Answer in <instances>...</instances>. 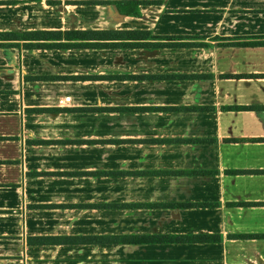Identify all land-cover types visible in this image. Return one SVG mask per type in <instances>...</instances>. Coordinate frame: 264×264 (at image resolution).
Returning <instances> with one entry per match:
<instances>
[{
    "label": "crops",
    "instance_id": "obj_1",
    "mask_svg": "<svg viewBox=\"0 0 264 264\" xmlns=\"http://www.w3.org/2000/svg\"><path fill=\"white\" fill-rule=\"evenodd\" d=\"M65 28L0 45V264H264V0H0Z\"/></svg>",
    "mask_w": 264,
    "mask_h": 264
},
{
    "label": "trees",
    "instance_id": "obj_2",
    "mask_svg": "<svg viewBox=\"0 0 264 264\" xmlns=\"http://www.w3.org/2000/svg\"><path fill=\"white\" fill-rule=\"evenodd\" d=\"M137 7L134 5L132 8L125 9L137 13ZM100 32H110L109 35H114L118 30L99 31L95 29H80V28H65V29H32V30H13V31H0V45H17L19 39H23V47H59L65 48L77 44H95L93 42H83L84 39L92 37ZM127 35L132 34L135 30H127ZM96 33V34H95ZM4 40V41H3ZM154 45H165L170 42H151ZM115 44V43H112ZM150 239V238H147ZM33 240L32 237H29Z\"/></svg>",
    "mask_w": 264,
    "mask_h": 264
},
{
    "label": "built area",
    "instance_id": "obj_3",
    "mask_svg": "<svg viewBox=\"0 0 264 264\" xmlns=\"http://www.w3.org/2000/svg\"><path fill=\"white\" fill-rule=\"evenodd\" d=\"M69 98H70V95H64V96H61V97L59 98V102L62 103V102H64V101H66V100H69Z\"/></svg>",
    "mask_w": 264,
    "mask_h": 264
}]
</instances>
